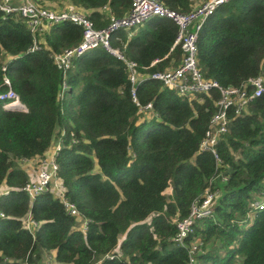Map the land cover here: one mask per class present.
I'll return each instance as SVG.
<instances>
[{"label": "trees", "instance_id": "16d2710c", "mask_svg": "<svg viewBox=\"0 0 264 264\" xmlns=\"http://www.w3.org/2000/svg\"><path fill=\"white\" fill-rule=\"evenodd\" d=\"M158 1L187 14L198 0ZM34 2L49 10L71 4L97 30L131 8L130 0ZM176 36L173 21L155 17L115 32L111 47L142 74L162 72L180 65V46L170 51ZM81 39L82 28L71 22L33 36L26 18L0 13V93L8 79L27 109L4 110L0 101V189H7L0 194V264H42L51 253L56 264H186L187 250L174 242L176 223L207 190L220 195L188 239L202 243L199 262L264 264V209L249 207L264 198V93L242 115L229 112L218 163L198 151L218 90L183 97L139 80L136 100L155 114L146 118L133 102L124 62L104 48L76 56L66 72L57 69L53 57ZM196 66L223 89L264 80V0H231L208 17ZM58 142V177L87 220L85 232L50 192L30 201L22 191L29 178L22 163L44 158ZM26 217L36 224L32 233L23 229Z\"/></svg>", "mask_w": 264, "mask_h": 264}, {"label": "built area", "instance_id": "2783aa9c", "mask_svg": "<svg viewBox=\"0 0 264 264\" xmlns=\"http://www.w3.org/2000/svg\"><path fill=\"white\" fill-rule=\"evenodd\" d=\"M130 1L131 8L122 18L116 19L111 17L108 26L98 30L94 28L93 24L81 10L71 4H65L63 9L60 10H49L35 3L34 0H0V13L4 15L18 14L26 18L27 26L33 36L44 34L47 28L61 22H71L80 26L82 28V39L79 45L72 50L53 57L57 69L66 72L76 56L97 47H102L109 54L124 62L132 85L131 96L137 106L139 104L136 100L134 86L139 80L143 79L158 81L168 90L174 91L177 95L183 97L201 93L208 94L211 90H218L220 98L215 102V112L209 121L198 151L212 154L216 161L220 163L216 154V145L220 137L227 131L229 112L234 111L236 116L242 115L248 104L264 93V80L260 77L249 79L246 83L236 88L223 89L215 81L205 80L197 69L198 32L208 17L220 6L231 0H206L195 5L187 14H177L163 6L158 0ZM155 17L167 18L174 22L177 27V36L170 51L176 46H180L183 57L177 68L142 74L138 71V66L135 62L125 59L117 49L111 47V36L119 30L129 31L141 26L146 21ZM154 64L155 62L150 67ZM4 84L8 87V90L5 93H0V101L3 103L2 108L4 110L15 109L16 111L26 113V107L21 104L18 96L10 88L9 80L5 79ZM65 86L66 84L63 83V88ZM138 112L144 115L149 112L150 116L146 118L155 116L151 104L139 106ZM61 147L62 144L60 142L56 143L45 154L44 158L38 159L39 169L35 179L28 182L22 191L30 201L45 192H50L60 201L67 214L76 219L82 232H85L87 220L80 215L74 204L68 201L65 192L66 188L58 177L56 156ZM221 180L225 182L227 178L222 177ZM168 190L171 193L170 188L166 191ZM166 191L164 194L168 195ZM219 195V190H207L201 200L193 202L187 218L176 223L177 234L174 242L187 250L188 261L186 264H201L197 259V254L201 253V241L197 238L188 239L193 236V226L202 218L212 214L214 204L218 200ZM249 207L251 210H263L264 198L250 203ZM35 226L36 224L29 217L25 218L24 227L28 232L32 233ZM108 259H112V257Z\"/></svg>", "mask_w": 264, "mask_h": 264}, {"label": "rangeland", "instance_id": "374dc122", "mask_svg": "<svg viewBox=\"0 0 264 264\" xmlns=\"http://www.w3.org/2000/svg\"><path fill=\"white\" fill-rule=\"evenodd\" d=\"M200 2H203V1H201V0H199ZM199 1H197L196 2V5H198L200 2ZM56 9H58V8H55L54 10H56ZM147 116H150V113L149 112H147L146 114H145V117H147ZM27 162H29V164H30V166H22L21 165V169L28 175V182H30V181H32V180H34L35 179V176H36V173H37V171H38V169H39V163H38V159H34V160H30V161H26L25 162V164L27 163ZM34 168V169H33ZM31 169H33L32 171H31V173L30 174H28V172H29V170H31ZM7 189L5 188V187H2L1 189H0V194L2 193V192H4V191H6ZM167 192V194L169 195V193H170V191L168 190V191H166ZM150 218H148L147 220H149ZM23 229L24 230H27L25 227H24V223H25V218L23 219ZM28 231V230H27ZM123 239V237H120L119 238V240H122ZM52 255L51 254H48V255H44V258H43V260H42V264H56L55 263V261L53 260V258L51 257ZM238 262H240V260H238Z\"/></svg>", "mask_w": 264, "mask_h": 264}, {"label": "crops", "instance_id": "0c3cea01", "mask_svg": "<svg viewBox=\"0 0 264 264\" xmlns=\"http://www.w3.org/2000/svg\"><path fill=\"white\" fill-rule=\"evenodd\" d=\"M198 1H199V0H198ZM199 2H200V1H199ZM35 160H36V159H35ZM22 166H25V167H26V166H30V164H29V162H27L26 164H25V162H23V163H22ZM33 169H34V168H33ZM33 169L29 170L28 174H30L31 171H32ZM29 177H30V176H29ZM51 255H52L51 257L53 258V257H54V253H51Z\"/></svg>", "mask_w": 264, "mask_h": 264}, {"label": "water", "instance_id": "95a60500", "mask_svg": "<svg viewBox=\"0 0 264 264\" xmlns=\"http://www.w3.org/2000/svg\"><path fill=\"white\" fill-rule=\"evenodd\" d=\"M15 110V109H14Z\"/></svg>", "mask_w": 264, "mask_h": 264}]
</instances>
